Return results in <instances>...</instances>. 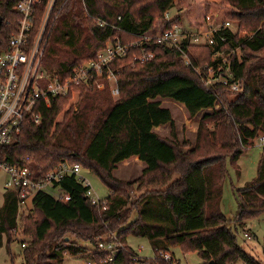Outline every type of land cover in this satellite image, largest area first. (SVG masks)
Listing matches in <instances>:
<instances>
[{
	"label": "trees",
	"instance_id": "obj_1",
	"mask_svg": "<svg viewBox=\"0 0 264 264\" xmlns=\"http://www.w3.org/2000/svg\"><path fill=\"white\" fill-rule=\"evenodd\" d=\"M183 1L68 0L54 24L44 63L53 62L68 78L78 64L96 59L108 43L137 41ZM18 2L0 0V51L8 49L17 32ZM199 5L207 11L193 18L190 13L188 25L204 29L213 10L239 27L228 31L230 41L224 48L241 50L242 60L233 64L240 93L206 87L179 52L150 44L145 49L155 53L152 62L134 65L139 49L113 65L120 69L116 101L108 86L104 91L80 87L54 99L51 108L40 106L42 123L27 119L21 135L2 149L3 162L29 169L35 182L44 181L63 163L80 165L96 175L110 195L94 206L86 197L89 188L75 176H66L53 185L59 197L38 193L32 213L19 222V195L6 192L0 208V250L6 245L13 257L11 236L21 229L24 264H64L66 253H85L77 241L96 248L100 243L126 244L128 236L148 240L155 258L142 259L126 246L109 263L106 253L95 251L96 264H171L161 254L176 247L197 253L202 264H261L240 246L238 235L248 222L264 215V153L257 177L233 189L236 214L228 217L221 205L228 159L235 164L264 137V0H201ZM177 23L180 17L170 24ZM239 29L247 34L241 37ZM190 54L194 65L209 63L212 57L206 48H191ZM73 90L79 103L66 110ZM164 100L183 104L191 118L217 104L220 110L204 116L192 146L179 140ZM165 126L170 127L169 137L155 131ZM134 159L145 165L141 177L134 182L119 179V166ZM6 237L10 239L4 244Z\"/></svg>",
	"mask_w": 264,
	"mask_h": 264
},
{
	"label": "built area",
	"instance_id": "obj_2",
	"mask_svg": "<svg viewBox=\"0 0 264 264\" xmlns=\"http://www.w3.org/2000/svg\"><path fill=\"white\" fill-rule=\"evenodd\" d=\"M59 1L19 0L15 8L21 17L17 32L10 37L8 49L0 51V171L7 176L5 192L19 195L18 208L21 215L38 193L48 192L54 183L66 176H75L79 183L89 188L86 197L91 203L94 206L101 205L103 200L95 195L90 182L82 176L83 168L80 165L63 163L44 181L35 182L29 169L3 162L1 151L21 135L27 119L35 125L42 123V116L38 112L40 106L51 108L54 99L66 97L72 88L104 91L108 86L113 97H119L120 69H114L113 65L127 58L132 51L141 49L139 55H134V65L147 64L156 57L154 52L145 49L147 45L169 47L179 52L186 64L194 68L206 87H224L235 95L241 91L233 72L235 60H242L241 50L224 48L230 41L228 31L236 30V27L230 21L221 19L218 14L206 17L204 29L181 21L172 25L170 23L175 18L171 19L167 14L165 21L156 24L153 30L131 44H124L121 40L108 43L96 59L78 64L68 78H63L58 69L46 70L43 64L49 39L68 0L62 4ZM191 48L209 49L212 52L211 61L204 65H194ZM72 94L79 97L75 90ZM218 107L219 104L210 111ZM259 140L264 148V137ZM63 199L70 200L68 196ZM245 237L250 239L247 234ZM22 246L25 248V245ZM122 248L118 243H100L95 251L106 253L108 258L105 263H109L116 259ZM161 257L168 263L178 264L169 252L162 253Z\"/></svg>",
	"mask_w": 264,
	"mask_h": 264
},
{
	"label": "rangeland",
	"instance_id": "obj_3",
	"mask_svg": "<svg viewBox=\"0 0 264 264\" xmlns=\"http://www.w3.org/2000/svg\"><path fill=\"white\" fill-rule=\"evenodd\" d=\"M200 2L201 0L183 1L181 6H178V8L170 11L169 17L171 19L180 17L181 22L188 23L187 19L190 13L193 18L202 15L205 13V11H207V6H198ZM214 3L220 5L219 2L215 1ZM192 8L195 9L193 12H191ZM210 14H217V12L210 10L209 15ZM160 22L161 21L159 20L156 24H160ZM235 27L238 30L239 27L236 24ZM239 33L241 37H244L247 34L246 31L240 29ZM55 67L56 66L55 64H53V62L48 63V65L46 63L43 64V68L49 71L55 69ZM112 99L116 101L115 97ZM79 100L80 96L76 97V95H73L71 102L66 107V110L70 108L76 109ZM162 103L165 108H168L172 112L173 119L176 123L179 140L181 142H188L192 146H195L198 139L200 122L207 113H211L212 111L207 110L200 113L197 117L191 118L183 104L176 103L172 100H164L162 101ZM216 110H220V104L218 109ZM210 127L212 130V126ZM156 131L163 137L170 136L169 126L157 128ZM184 151H187V148H184ZM263 153L264 148L261 146L260 140H256L255 146L244 153L235 164H233L232 161L228 159V175L223 187L221 205L222 212L228 217H233L236 214L238 208L235 196L233 194V189L242 188L246 183L251 182L257 177L258 164ZM140 164L141 162H137V160H131L128 163L125 162L124 164H121L119 166L118 170L115 172V175L123 181L134 182L142 175L143 171ZM82 176L90 182L95 195H97L100 200L104 201L109 197V189L96 175L86 169H83ZM6 180L7 176L2 171H0V208L3 207L5 201L4 183ZM47 191L49 193L55 194V197H59L61 194L60 192L56 193L57 191L53 187H50ZM136 195V193H133V197H135ZM32 211L33 204L32 202H29L28 207L24 211V213L22 215H19V222L23 215L28 216L32 213ZM131 223L132 222H130L127 226L131 225ZM127 226L125 228H127ZM246 233L250 235V239L245 237ZM9 239H7L6 237L4 239V244H6ZM24 240L25 239L21 235V229H19L17 232H13L11 236V252L13 257L9 256L7 247L6 245H4L3 249L0 250V264H24L22 257V253L24 250L22 242ZM72 240L74 241V238H72ZM238 241L240 246H242V248L248 254L253 256L261 264H264V215L248 222L245 226V229L243 231H240L238 235ZM76 244L78 245V247L84 249L85 253L77 256L66 253L64 257V264H95L94 256H92L91 254H87V251L93 253L95 248L91 244L83 241H77ZM118 244L123 247L127 246L132 248L142 259L153 260L155 258V254L151 247V244L146 239L128 236L126 244L120 241H118ZM169 253L175 258V261L178 264H202V260L197 253L186 254L179 247H176L174 249L171 248ZM13 259L15 260L14 262Z\"/></svg>",
	"mask_w": 264,
	"mask_h": 264
},
{
	"label": "crops",
	"instance_id": "obj_4",
	"mask_svg": "<svg viewBox=\"0 0 264 264\" xmlns=\"http://www.w3.org/2000/svg\"><path fill=\"white\" fill-rule=\"evenodd\" d=\"M157 130V129H156ZM155 130V131H156ZM157 132V131H156ZM158 133V132H157ZM159 134V133H158ZM134 160H137V162H140L138 159H134ZM131 161V160H130ZM129 161H126V163H128ZM124 164V163H123ZM141 166H142V171L145 169V165L141 162V164H140ZM7 181V180H6ZM57 192L56 193H58V192H60L59 190H56ZM6 193V192H5ZM61 193V192H60ZM53 195V194H52ZM55 195V194H54ZM19 215H21V214H19ZM247 235H249L248 233H246ZM250 236V235H249ZM94 253H95V250H94V252L92 253V252H90V251H87V254H91L92 256L94 255ZM66 255V254H65ZM65 257V256H64ZM65 262V261H64Z\"/></svg>",
	"mask_w": 264,
	"mask_h": 264
},
{
	"label": "water",
	"instance_id": "obj_5",
	"mask_svg": "<svg viewBox=\"0 0 264 264\" xmlns=\"http://www.w3.org/2000/svg\"><path fill=\"white\" fill-rule=\"evenodd\" d=\"M2 23H3V19H2V17H0V27L2 26ZM67 241H68V239H67ZM211 264H214V262H211Z\"/></svg>",
	"mask_w": 264,
	"mask_h": 264
}]
</instances>
